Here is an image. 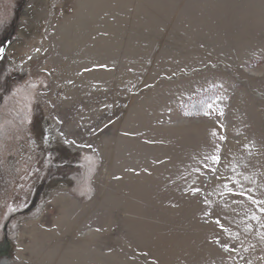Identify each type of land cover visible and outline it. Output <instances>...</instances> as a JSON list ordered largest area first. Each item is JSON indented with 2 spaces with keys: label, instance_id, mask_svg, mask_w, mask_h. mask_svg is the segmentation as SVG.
<instances>
[{
  "label": "rangeland",
  "instance_id": "obj_1",
  "mask_svg": "<svg viewBox=\"0 0 264 264\" xmlns=\"http://www.w3.org/2000/svg\"><path fill=\"white\" fill-rule=\"evenodd\" d=\"M0 264H264V0H0Z\"/></svg>",
  "mask_w": 264,
  "mask_h": 264
},
{
  "label": "bare ground",
  "instance_id": "obj_2",
  "mask_svg": "<svg viewBox=\"0 0 264 264\" xmlns=\"http://www.w3.org/2000/svg\"><path fill=\"white\" fill-rule=\"evenodd\" d=\"M254 73H255V74H259V75H260V74L262 73V69H260V70H257V71H256V72H254ZM226 138H227V139L225 140V141H226L225 143L227 144V143H228L230 140H229L228 136H227ZM144 251H146V250H144Z\"/></svg>",
  "mask_w": 264,
  "mask_h": 264
},
{
  "label": "snow or ice",
  "instance_id": "obj_3",
  "mask_svg": "<svg viewBox=\"0 0 264 264\" xmlns=\"http://www.w3.org/2000/svg\"><path fill=\"white\" fill-rule=\"evenodd\" d=\"M255 219V217H253Z\"/></svg>",
  "mask_w": 264,
  "mask_h": 264
}]
</instances>
